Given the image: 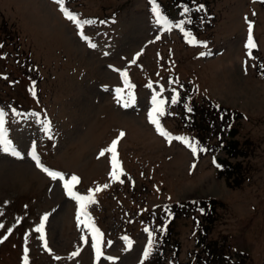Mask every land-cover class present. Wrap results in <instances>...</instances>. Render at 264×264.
<instances>
[{
    "label": "rangeland",
    "instance_id": "374dc122",
    "mask_svg": "<svg viewBox=\"0 0 264 264\" xmlns=\"http://www.w3.org/2000/svg\"><path fill=\"white\" fill-rule=\"evenodd\" d=\"M159 1L176 20L166 18L170 30L157 23L151 0H65L70 12L93 21L83 28L91 48L55 0H0V110L20 153L0 150V264H23L25 248L29 264H157L153 253L170 220L160 222L162 207L202 197L216 202L206 240L197 241L192 215L177 217L159 264H173V246L182 263L195 250L202 257L206 242L213 253L207 264H228L214 251L220 248L241 264H264V2L206 0L199 8L202 0ZM185 8L191 37L176 27ZM249 23L257 45L252 58L245 47ZM123 71L133 88L125 87ZM117 88L133 92L135 104L123 107ZM154 94L169 101L162 126L196 146L195 154L149 122ZM227 125L229 156L215 144ZM121 131L123 183L110 178L111 154L100 155ZM192 133H201L204 144ZM33 147L65 179L79 177V193L109 185L88 207L103 233L99 261L89 231L77 222V202L63 181L36 168ZM219 156L235 164L228 177L216 173ZM44 215L47 248L35 232Z\"/></svg>",
    "mask_w": 264,
    "mask_h": 264
},
{
    "label": "snow or ice",
    "instance_id": "6c2138e0",
    "mask_svg": "<svg viewBox=\"0 0 264 264\" xmlns=\"http://www.w3.org/2000/svg\"><path fill=\"white\" fill-rule=\"evenodd\" d=\"M55 2L58 4L60 7L61 12L64 14V16L69 20L72 21L78 28L79 30V35L81 38L85 41H89V37H87L84 32L83 28L85 25L92 24L93 21L91 20H82L79 17H77L75 14L70 12L66 7H65V0H55ZM264 2V0H262ZM151 3L153 4L152 11L156 17V21L158 24L165 25L166 30H170L167 25L168 21L167 19L161 14L160 9L158 6H156L155 0H151ZM203 6L201 5V8ZM184 12H188V9L185 8ZM176 27L180 28L181 31H184L183 25L178 24ZM186 37H191V34L188 32L184 33ZM189 42H194L192 39H189ZM2 46V45H0ZM88 46L91 48H95L96 45L94 43L89 42ZM246 49L248 50V56L252 58V49L256 48L257 45L253 39L252 35V24H248V37H247V42L245 45ZM140 54L137 53V57ZM201 55H205V53H201ZM132 63H135V59L132 61ZM247 63V62H245ZM122 78H123V83L127 89H131L134 86L130 83L129 78H128V72L123 71L121 73ZM149 88L152 87L151 84L148 85ZM116 98L118 102H122V106L127 108L135 104V94L131 91H128L127 94H125V89L122 88H117L116 90ZM33 95H35V91L33 90ZM178 93H174L171 97V103L175 104L178 101ZM169 101H166L163 99L160 95L154 94L152 97V109L151 111L148 112V119L151 124H153L156 128V131L158 132L159 135L162 137L166 138L169 142H171L173 139L180 140L184 144H186L188 147L191 148L193 153L195 154L197 152V147L194 146L193 144H190L189 141L185 137H179V136H172L169 132L165 130V128L161 124L160 118L165 115V105ZM191 109H189L190 111ZM4 115L5 113L0 110V150L10 153L13 156L20 157V153L16 150V148L13 146L11 140L8 139L5 129L3 127L4 125ZM47 129L50 131V124L47 126ZM125 133L120 132L117 136L116 139H114L110 146L104 150L101 151L100 155L104 156L105 153H110L111 154V172H110V178L112 181L116 182L119 181L120 183H123V180H121V177L126 175V173L123 170L121 161L118 158V144L120 140L124 137ZM202 151L204 149H201ZM31 156L33 160L36 162L37 167H40L51 179L53 180H60L63 181V188L65 190V193L68 197L71 199L75 200L78 204V212H77V222L78 224H82L90 233L91 238H92V247L95 249L96 252V258L99 261V259L103 256V251H102V237L103 233L100 231V229L95 225L93 218L91 217L90 213L88 212V207L91 204H95L97 201L95 199V194L102 191L103 189H106L109 185L104 184L103 186H98L95 189H89L88 193L86 195L81 194L75 190V187L77 184L80 183V178L77 177L76 175H72L70 179H65V176L63 173L58 172V171H52L45 167L42 162L39 159V156L36 154L35 148L33 147V150L31 152ZM48 216L44 215L41 220L39 225L35 228V232L39 233V238L44 241V246L45 248L48 247L47 241L45 239V222L47 221ZM4 225L0 224V228H3ZM12 229L9 228L7 229V232L11 234ZM146 232H149V244L147 246V249L144 251V258L147 259L148 256L150 255L151 249H152V233L149 231V229H145ZM3 239H7V236H4ZM82 239H85V242H87L85 237H82ZM127 239V238H125ZM3 240H0V243H2ZM24 258H23V264H29L28 260V248L24 249ZM73 256L78 255V252H74L72 254Z\"/></svg>",
    "mask_w": 264,
    "mask_h": 264
}]
</instances>
